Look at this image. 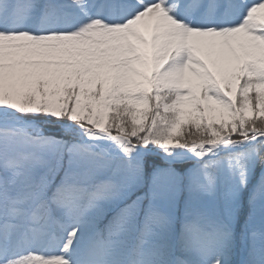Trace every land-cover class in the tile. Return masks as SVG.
Here are the masks:
<instances>
[{"label":"snow or ice","instance_id":"snow-or-ice-1","mask_svg":"<svg viewBox=\"0 0 264 264\" xmlns=\"http://www.w3.org/2000/svg\"><path fill=\"white\" fill-rule=\"evenodd\" d=\"M0 264H264V0H0Z\"/></svg>","mask_w":264,"mask_h":264}]
</instances>
